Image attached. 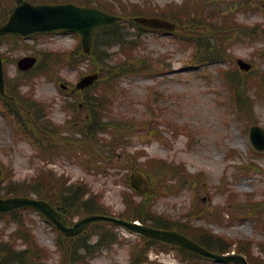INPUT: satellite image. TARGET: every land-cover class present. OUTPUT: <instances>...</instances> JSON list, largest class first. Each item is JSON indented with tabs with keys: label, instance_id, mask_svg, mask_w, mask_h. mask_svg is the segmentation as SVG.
Listing matches in <instances>:
<instances>
[{
	"label": "rangeland",
	"instance_id": "obj_1",
	"mask_svg": "<svg viewBox=\"0 0 264 264\" xmlns=\"http://www.w3.org/2000/svg\"><path fill=\"white\" fill-rule=\"evenodd\" d=\"M185 1L187 0H122L123 3L138 2L137 4L141 6L146 3L156 8H163L169 4L181 5ZM204 1H206L207 9L220 10L225 9V6L231 4L233 0ZM237 10L238 21L246 28H253L257 23L264 25V12H251L244 15L240 9ZM234 26H237L236 22ZM131 32L135 30L131 29ZM140 40L141 52L148 55L154 62L160 60L162 64L171 63L172 73L166 76H128L120 81L119 89L126 94L113 106L112 114L116 118L127 117L134 120L132 130L125 131L128 142L124 150L118 152V149L113 148L116 152L111 155L110 163H113V167L110 169L109 166L103 165L107 173L100 174L96 168L101 164L102 159L107 158L108 155L105 156V154L109 152L108 148L99 146L90 155L79 154L71 157L64 152L68 147L61 143L60 150L64 151H57L54 143L60 141L59 138L66 135L70 139H72L71 136L77 137V134L72 132L79 127L73 124L81 120L83 113L76 112L72 115L65 106L70 102H78V97L66 95V98L54 81L47 77L38 78V71L30 75L31 82L35 79V84L24 86L23 93L28 91L30 94L33 93L37 104L36 109L40 107L43 109L40 113L51 126V130L47 131L49 133L51 131L49 140L54 142L52 145L56 150L52 155V163L48 165V170L52 174L46 173L47 184L44 188L49 190L56 180L62 182L64 186L72 184L76 188L84 189L90 196L101 194V198L104 197L107 212L121 216L125 208L123 193L129 190L123 179L126 172L125 164L130 162L132 155L136 156L133 161L146 167L151 166L152 169L149 168V170L153 171L156 170L153 166L158 160H165L172 166L183 164L186 171L193 176L199 172L204 174L201 178V186L196 193V198L200 199L201 205L210 207L212 210L216 208L215 206L226 205L227 208L223 213L225 220L223 222L202 219L194 223L210 227L214 233L231 239L247 238L257 243L262 242L264 231L257 227V223L254 224L253 219L245 220L240 224L237 219L232 220L231 215L229 217V213L233 211L231 201L226 196L227 191L223 193L219 190L221 189L219 187L223 186V189L238 194L240 197L237 198L238 201L243 200L246 194H254L253 197L258 200L264 198V175L257 174L255 170L248 168L253 161L264 166V156L251 154L252 147L247 131L250 123L248 119L238 115L237 106L231 99L228 86L220 75V68H238L237 58H243L255 65L254 72L246 77L247 87L253 86L248 94V100L252 102L253 107L246 116L264 126V86L260 80L264 74V57L256 53V49L262 44L253 46L231 39L227 42V44H234L230 49L231 57L223 64L186 69L184 64L191 50L182 49L175 42L173 35L162 36L148 32ZM27 42L31 47L10 51V56L18 59L35 51L69 50L76 47L79 40L74 35L55 34ZM103 48L102 46L101 50ZM110 52L115 54L117 48ZM108 60L112 62L113 58ZM11 69L10 73L6 70V77H13L16 74L17 69L14 65H11ZM86 71L87 63L79 69L65 68L61 72V77L75 86ZM238 76L241 78L244 74L238 73ZM107 138L108 141L104 142L107 143L106 145L111 140L110 135H107ZM232 150L236 151L231 153ZM123 151L129 157L123 154L119 156V153ZM0 156L6 165L12 166L13 175L18 181L32 179L36 167L44 164L28 141L17 140L14 129L1 110ZM82 160L85 162L82 163ZM156 166L160 167V165ZM158 174L161 177L162 171ZM169 175H171L170 168L169 170L165 168L162 182L155 185L157 195H155L154 210L174 218L184 217L192 220L190 212L194 206V194L190 190H184L179 194L168 192L163 179ZM21 214L33 229L44 257L43 261L58 264L62 252L57 249V232L52 224L34 210H25ZM81 214L84 216L83 213ZM81 214H74L72 219L78 221ZM9 224L8 216L0 217V242L15 227L12 224V229H7ZM97 229L100 231L101 227ZM108 230L110 233H117L115 235L117 241L107 248H91V252L85 255L80 264L130 263L133 246L139 242V238L118 226ZM36 250L39 249L36 248ZM254 252L258 254V248H255ZM152 257L156 258L155 262L158 264H175L164 254H154Z\"/></svg>",
	"mask_w": 264,
	"mask_h": 264
},
{
	"label": "water",
	"instance_id": "obj_2",
	"mask_svg": "<svg viewBox=\"0 0 264 264\" xmlns=\"http://www.w3.org/2000/svg\"><path fill=\"white\" fill-rule=\"evenodd\" d=\"M23 3L21 0H18ZM119 21L118 17L104 14L98 10L89 8H79L74 5L63 6H31L26 3L20 5L9 23L0 28V37L6 34H21L29 35L36 31H53L56 29L76 30L83 35L84 45L86 47L91 46L92 37L95 29L102 25H108ZM147 24L151 25H166L167 23L159 20H145L141 19ZM168 25V24H167ZM30 60H25L21 64L23 66L28 65ZM244 68H249L241 62ZM2 60L0 58V90L3 92V79H2ZM254 135L253 141L256 147L260 151H264V130L261 128H254L252 131ZM133 186L140 191L148 190L147 178L136 173L132 178ZM144 186V187H141ZM24 206H31L37 208L43 212L48 218L54 221L66 235L73 237L79 234L84 228L96 220H108L110 222L119 223L127 227L129 230L137 233H141L153 239H159L162 241L176 244L184 249L193 251L204 255L208 258H213L218 261L224 262H239L241 264H248L247 260L243 256H222L213 254L198 246L183 235H179L175 232H165L154 230L147 227H142L129 222L119 221L114 218H107L102 216H92L78 223L74 228H69L62 215L58 213L54 207L45 201H38L32 198H13L3 200L0 199V212H6L14 210ZM147 264V263H143Z\"/></svg>",
	"mask_w": 264,
	"mask_h": 264
},
{
	"label": "trees",
	"instance_id": "obj_3",
	"mask_svg": "<svg viewBox=\"0 0 264 264\" xmlns=\"http://www.w3.org/2000/svg\"><path fill=\"white\" fill-rule=\"evenodd\" d=\"M112 36H114V34H112ZM103 119L104 118L102 117L97 120V118L95 117L93 124L90 123V126L86 130H103L104 129L103 126L109 125V123L104 122ZM110 125H113V123H110ZM122 126H124V124H122ZM80 143L83 145L84 141H81ZM41 177L39 178V180L35 181L31 185L21 186L20 184H14L13 185L14 187L11 189H6V187L2 188L0 184V194L4 192H6L8 195L34 193L41 198L48 199V200H51L52 202L59 203V205L61 206V209L68 211V212H71L73 210H79L80 208L86 210L87 212H93L98 209V207L93 205L92 202L87 203V205L85 204V202L83 204H80L77 201V198H78L77 192L70 190L71 189L70 187L64 188V186L59 184L58 181L53 182L49 190L44 188L47 184L46 173L42 174ZM149 207H150L149 201L144 200L137 207H135L134 211L131 212L130 215L132 214L133 215L132 218L134 219L139 218L143 222L150 221L154 224L158 223L159 226H164L162 222H165V221H162V220L158 221L157 219H150L151 213L149 212ZM187 233H190V232L187 231ZM208 236L210 240V248L214 250L215 249L219 250L221 252H227L231 249L232 242L227 241L225 244L223 242V239L218 238V236L216 235H210L209 233ZM27 238H28L30 248L22 252H17L14 250L11 251L10 250L11 247L7 249L8 251L4 250V252H2L3 256H1L0 264H28L29 263L28 257H32L30 256L31 254L36 255V256L39 255L38 251L35 250L36 246H35L33 239L30 237V234L27 235ZM249 245L250 244L248 242L241 241L239 248L244 249V251H249L250 250ZM263 249H264V245H263ZM64 260L65 261H63V264H66V258H64ZM69 264H74V261L70 262Z\"/></svg>",
	"mask_w": 264,
	"mask_h": 264
}]
</instances>
